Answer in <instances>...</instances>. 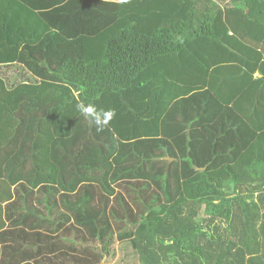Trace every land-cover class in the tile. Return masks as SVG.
<instances>
[{
    "label": "trees",
    "instance_id": "obj_1",
    "mask_svg": "<svg viewBox=\"0 0 264 264\" xmlns=\"http://www.w3.org/2000/svg\"><path fill=\"white\" fill-rule=\"evenodd\" d=\"M257 2L0 0V264H264Z\"/></svg>",
    "mask_w": 264,
    "mask_h": 264
},
{
    "label": "crops",
    "instance_id": "obj_2",
    "mask_svg": "<svg viewBox=\"0 0 264 264\" xmlns=\"http://www.w3.org/2000/svg\"><path fill=\"white\" fill-rule=\"evenodd\" d=\"M20 4L33 9L36 12L51 9L59 6L68 0H16ZM121 1V0H109ZM6 5V4H4ZM14 9H20L17 4L11 6ZM7 10V11H5ZM5 12L12 11L10 7L4 9ZM10 13V12H8ZM226 22L232 34L238 36L240 39L248 36L254 38L255 41L264 44V2H257L252 9L246 13L226 11ZM250 17V19H248ZM238 19V24L236 19Z\"/></svg>",
    "mask_w": 264,
    "mask_h": 264
},
{
    "label": "clouds",
    "instance_id": "obj_3",
    "mask_svg": "<svg viewBox=\"0 0 264 264\" xmlns=\"http://www.w3.org/2000/svg\"><path fill=\"white\" fill-rule=\"evenodd\" d=\"M77 108L79 112L85 118H91L98 129L102 130L103 127L107 126L108 122L111 120L114 115L113 112H105L103 110H97L93 106H85L83 104H78Z\"/></svg>",
    "mask_w": 264,
    "mask_h": 264
},
{
    "label": "rangeland",
    "instance_id": "obj_4",
    "mask_svg": "<svg viewBox=\"0 0 264 264\" xmlns=\"http://www.w3.org/2000/svg\"><path fill=\"white\" fill-rule=\"evenodd\" d=\"M247 14V13H246ZM236 19V18H235ZM248 19H250V17H248ZM237 21V24H238V19H236ZM129 251V255H131V250L128 249ZM127 262L130 261V257L126 259ZM127 262L124 261V257L123 256H119V254L116 256L115 260L114 261H109V259H103V263L104 264H127ZM132 263L133 262H136V260L132 259L131 261Z\"/></svg>",
    "mask_w": 264,
    "mask_h": 264
},
{
    "label": "water",
    "instance_id": "obj_5",
    "mask_svg": "<svg viewBox=\"0 0 264 264\" xmlns=\"http://www.w3.org/2000/svg\"><path fill=\"white\" fill-rule=\"evenodd\" d=\"M167 159V158H166ZM169 159V158H168ZM170 161L172 160V159H169Z\"/></svg>",
    "mask_w": 264,
    "mask_h": 264
}]
</instances>
